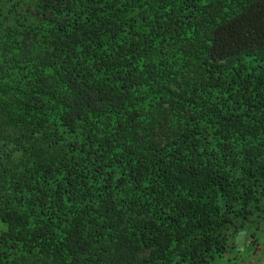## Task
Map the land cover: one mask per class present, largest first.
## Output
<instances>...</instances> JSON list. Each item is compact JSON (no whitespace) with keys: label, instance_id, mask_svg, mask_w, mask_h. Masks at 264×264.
Here are the masks:
<instances>
[{"label":"trees","instance_id":"obj_1","mask_svg":"<svg viewBox=\"0 0 264 264\" xmlns=\"http://www.w3.org/2000/svg\"><path fill=\"white\" fill-rule=\"evenodd\" d=\"M262 226L264 0H0V264H224Z\"/></svg>","mask_w":264,"mask_h":264},{"label":"rangeland","instance_id":"obj_2","mask_svg":"<svg viewBox=\"0 0 264 264\" xmlns=\"http://www.w3.org/2000/svg\"><path fill=\"white\" fill-rule=\"evenodd\" d=\"M261 228H264V226H262ZM260 228V229H261ZM258 230L256 227H249L246 228L242 234L248 239H242L241 244L244 247L241 250V253L243 256H238V253L236 251H234V249L231 251V255L228 261H226V264H250L249 261H254V251H255V245L257 244V241L259 240V243L263 244L264 243V235L262 233V230L260 231V234L258 233ZM255 231V233H254ZM264 232V231H263ZM241 234V235H242ZM258 235V236H257ZM254 236V237H253ZM238 239L236 238L235 241H237ZM249 240V242H248ZM239 242V241H238ZM259 252V251H258ZM225 261V260H224Z\"/></svg>","mask_w":264,"mask_h":264},{"label":"crops","instance_id":"obj_3","mask_svg":"<svg viewBox=\"0 0 264 264\" xmlns=\"http://www.w3.org/2000/svg\"><path fill=\"white\" fill-rule=\"evenodd\" d=\"M262 230V233H263V235H264V228H261V229H259L258 230V233L257 234H260L261 231ZM242 233H240L236 238L238 239L237 241H235V248H234V251H236L237 253H238V256H243L242 255V253H241V250L244 248L243 246H242V244H241V241H242V239L244 240V239H248V237L246 238L243 234L241 235ZM258 236V235H257ZM254 237V236H253ZM239 241V242H238ZM248 242H249V240H248ZM255 251H254V253H253V255H254V261L252 262V261H249V263L250 264H264V243L263 244H261V243H259V240L257 241V244L255 245ZM259 251V252H258ZM230 255H231V253H230ZM230 255L227 257V258H229L230 257ZM229 259H226V261H228ZM224 264H226V263H224Z\"/></svg>","mask_w":264,"mask_h":264}]
</instances>
